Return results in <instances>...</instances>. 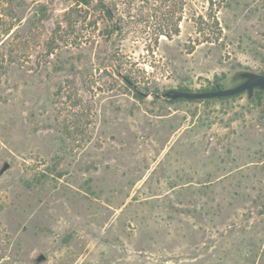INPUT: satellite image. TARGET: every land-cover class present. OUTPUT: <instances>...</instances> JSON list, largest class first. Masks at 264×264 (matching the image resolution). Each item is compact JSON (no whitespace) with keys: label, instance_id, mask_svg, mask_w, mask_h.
<instances>
[{"label":"rangeland","instance_id":"374dc122","mask_svg":"<svg viewBox=\"0 0 264 264\" xmlns=\"http://www.w3.org/2000/svg\"><path fill=\"white\" fill-rule=\"evenodd\" d=\"M75 3L0 0V264H264V95L135 93L264 73V0H133L150 22L110 39ZM210 9L221 39L196 44Z\"/></svg>","mask_w":264,"mask_h":264},{"label":"trees","instance_id":"16d2710c","mask_svg":"<svg viewBox=\"0 0 264 264\" xmlns=\"http://www.w3.org/2000/svg\"><path fill=\"white\" fill-rule=\"evenodd\" d=\"M170 1V0H169ZM76 8H71L68 12V16H71L74 12L77 13L78 17H80L84 22L87 21V16L84 14H89L90 10L99 11L102 15V21L104 23L103 28H97L99 29V36L103 38L110 39L114 33L118 32L121 35L125 34V30L127 29V26L131 23H142L143 21L147 23L150 22L149 18L153 15L149 14V17L147 15V18H144V14L139 19H135V16L131 14L130 9L133 8V0H124V8L121 10L117 3L111 2L108 0H75ZM165 3V0H164ZM213 2H211L212 7ZM166 5V3H165ZM178 4L175 3V5H172L170 7V10H168V14L166 18L161 22H156L154 26L155 31L158 35H165L167 38H172L173 35H178L180 33V27L179 22L182 20V16L176 17ZM211 10V9H210ZM179 11V10H178ZM124 13V14H123ZM204 15H200V21H197L194 19L195 24L197 26L196 32L198 33V36L196 37V40L194 42L196 44L203 43V42H218L221 39V35L223 33V28L220 26L219 20L217 18V15L212 10L208 15L206 16L208 21H204ZM70 23H74V20L70 19ZM76 21V20H75ZM118 22V23H117ZM93 24L94 27L99 26V21L93 20L88 22V26ZM87 27V26H86ZM59 36L57 29L52 32V35L50 36L48 40V52L52 53L53 50L57 47L59 42ZM81 39V37H79ZM194 43V44H195ZM244 73L245 71L238 72L233 77V82L235 84L241 82L244 79ZM127 80L126 83L128 86L131 85L129 76H126ZM217 86L212 85L209 87V89H197V90H212L215 89ZM179 89H186V90H193L188 88L187 86H181ZM135 93L138 97H143V89L142 90H135ZM264 95V90H257L254 94V98L261 100V96ZM236 96V95H235ZM157 98V97H156ZM184 100V99H180Z\"/></svg>","mask_w":264,"mask_h":264},{"label":"water","instance_id":"95a60500","mask_svg":"<svg viewBox=\"0 0 264 264\" xmlns=\"http://www.w3.org/2000/svg\"><path fill=\"white\" fill-rule=\"evenodd\" d=\"M244 79L230 87H222L217 85L215 89L212 90H186L172 88L165 90L163 92H148L144 93L145 96L157 97L167 102H172L180 99L194 101V100H204V99H220L233 97L239 93L247 92L248 97L254 96L257 90H264V73H256L245 71ZM10 164L5 163L2 167L0 174L4 173L9 169ZM47 259V256L43 253L36 257V262L40 263Z\"/></svg>","mask_w":264,"mask_h":264}]
</instances>
